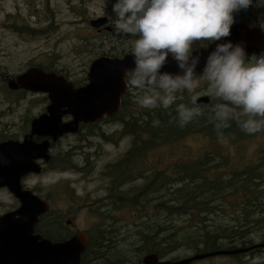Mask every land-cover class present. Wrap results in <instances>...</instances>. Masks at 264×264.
<instances>
[{
    "label": "rangeland",
    "instance_id": "obj_1",
    "mask_svg": "<svg viewBox=\"0 0 264 264\" xmlns=\"http://www.w3.org/2000/svg\"><path fill=\"white\" fill-rule=\"evenodd\" d=\"M254 1L256 0H252L247 10L234 13V24L261 27L264 31V0H257L256 3ZM39 4L44 10L37 6ZM108 7L106 0H0V129L6 132L24 129L26 132L32 119L43 109L41 96L22 97L8 91L2 83L7 77L25 73L24 69L30 66V61L43 60L44 63H52L53 67L71 82L81 83L88 78L89 67L96 59L122 58L132 54L135 37L114 38L110 33L97 35L90 30L88 22L109 16ZM75 8L78 9V14L73 12ZM45 14L50 19L49 25L42 16ZM35 28L37 29L33 32ZM50 33L54 36L49 38ZM209 44V41H195L192 48L193 51L203 49ZM251 57L253 56L247 58ZM144 92H139V96ZM175 95L177 99L172 104L175 107L179 104H189L190 107L199 109L209 107L205 103L193 104L194 99L196 101L203 97H207L209 103L214 105L220 102L209 93L207 82L203 79L198 80L191 90L180 89ZM137 97H133L132 102L127 101L126 109L131 106L129 113L144 119L154 108L140 107L136 102ZM236 111L240 114L239 109ZM110 129L111 124L100 121L98 126L66 138L61 146L62 151L67 150L69 153L65 168L58 173L35 176L29 182L38 193L48 199L53 208L64 210L65 207H73L74 212L69 215L76 216L75 226L78 229L93 232L100 218L103 221L107 219L114 224L110 231H119V237L122 238L120 248L126 249L130 263L133 264L137 258L149 252L139 251L140 247L137 246L142 243L141 240L132 243L136 241L133 237L137 235L133 228L137 210L130 206H121V202L113 196L111 180L115 170L109 173L108 177L105 175L106 168L117 165L115 169L126 177L123 180L124 185L114 193L123 194L129 200L131 193L145 185L146 180L142 179L141 175H147L149 181L150 174L158 172L168 181L178 184L184 176L175 178L178 171L184 172V169H180L181 165L210 160L215 163L212 173H209L211 179L227 178L231 174L246 170L260 172L258 179L254 180L257 185H253L255 190L259 189L256 191L259 198L253 201L252 193L242 195L238 186L235 190L226 187V197L221 201L223 209L219 216L214 214V222L205 221L203 225L202 216H196L190 222L193 230H200L201 226H204L207 230L218 233L216 240L221 247L217 251L243 248L240 245L227 248L232 247L231 240L235 235L243 236L250 246L264 243V196L260 194V191L264 192V132L247 138L237 135L234 140H230L211 139L202 132L193 130L194 128H178L172 132L170 138L149 146L148 150L136 155L135 159L129 162L135 144L133 139L120 136L116 139L113 137L110 141L108 135L103 139L100 132ZM73 162L80 166L85 165L84 169L78 171L69 167V163ZM138 173L142 174L138 176ZM159 188L162 190L163 185ZM245 202L249 206L258 202L262 204L244 207ZM8 203L7 198L2 200V205ZM101 211L108 213L104 217ZM172 219L173 225H183L177 218ZM160 222L166 226L171 223L166 218H162ZM225 226L232 228V235ZM219 232H222L223 236H219ZM179 245L181 246L177 250L166 256L167 260H180L195 254L194 243ZM213 252L215 251L202 254ZM261 254L264 253L257 251L253 256H214L192 264H252V258Z\"/></svg>",
    "mask_w": 264,
    "mask_h": 264
},
{
    "label": "clouds",
    "instance_id": "obj_2",
    "mask_svg": "<svg viewBox=\"0 0 264 264\" xmlns=\"http://www.w3.org/2000/svg\"><path fill=\"white\" fill-rule=\"evenodd\" d=\"M251 3L252 0H116L112 5L115 32L135 37L131 49L134 67L129 70L128 83L146 90L136 98L138 105L167 109L177 99V90H191L203 79L209 93L221 101L213 106L217 129L236 118L237 109L247 117L239 121L243 131L251 134L264 128V53L246 58L240 44L219 43L208 55L199 77L194 76L199 58L192 57L195 41L214 42L228 37L234 13L247 10ZM169 55L182 75L160 71ZM176 110L181 126L200 114L198 107L184 104L177 105ZM252 264H264V254L253 257Z\"/></svg>",
    "mask_w": 264,
    "mask_h": 264
},
{
    "label": "water",
    "instance_id": "obj_3",
    "mask_svg": "<svg viewBox=\"0 0 264 264\" xmlns=\"http://www.w3.org/2000/svg\"><path fill=\"white\" fill-rule=\"evenodd\" d=\"M106 24V17L89 22L91 28L105 27V31H110V28L105 26ZM228 41L234 45L240 44L245 50L246 58L264 53V34L261 30L243 23H236L230 28L228 37L210 42L206 48L192 51V57L199 58L194 70L195 77L202 74L206 59L216 45ZM133 67L132 54L122 58L101 57L96 59L89 68L88 84L79 89H74L73 85L63 77L53 73H44L40 69H29L15 79L8 80L9 89L22 88L32 93L47 94L50 101L47 112L30 122V133L22 143L12 141L0 143V188L7 187L15 197L22 201V205L29 209L27 215L31 233L32 224L37 221L38 215L46 210V204L29 192L25 194L20 188L19 181L26 173L40 172L34 169L37 166L34 160L38 158L48 160L49 158V142L45 140L37 144L32 140V137H49L54 142L65 134H76L80 124H95L104 116H114L118 112L121 98L125 94L124 76ZM160 71L173 75L183 74L178 68L177 62L170 55ZM196 103L208 104L209 99L203 97L196 100ZM66 115L72 116V119L64 123L63 117ZM11 237L10 230L0 233L2 239ZM32 238L35 245H30L26 258H23L22 243L12 244L16 264H80V256L88 242L82 235L64 244H50L45 240L38 242L40 239L38 236H32ZM258 246L264 247V244L230 251L197 254L178 261L159 262L155 254H148L143 258V264H192L214 256L240 255L254 250ZM8 257L12 258L13 252Z\"/></svg>",
    "mask_w": 264,
    "mask_h": 264
},
{
    "label": "trees",
    "instance_id": "obj_4",
    "mask_svg": "<svg viewBox=\"0 0 264 264\" xmlns=\"http://www.w3.org/2000/svg\"><path fill=\"white\" fill-rule=\"evenodd\" d=\"M106 1L109 6V13L112 16L114 14L112 5L116 0ZM73 12L75 14L79 13L77 8ZM102 17L107 18L108 16ZM90 30L93 29L90 28ZM185 106L189 107V104ZM208 106L206 108L201 107L200 114L194 116L192 120L183 126L180 125L178 120L177 107L173 105H170L167 109L155 107L144 119L133 116L122 117L121 120L125 126V130L131 132L133 135L134 143L144 142L147 147L170 138L173 135L172 132L178 128H194L193 130L202 132L203 135L211 139L228 138L230 140H234L237 135L247 138L264 132V128L251 134L243 131L239 126V121L247 117L238 113L236 118L227 121L226 127L217 129L215 127L217 122L213 118L214 104L209 103ZM154 121H158V123L154 124ZM133 159L134 156L131 155L129 160L133 161ZM262 162L264 165V161ZM214 164L210 160H201L193 164L181 165L182 168L180 169H184V172L178 171L175 178L184 176L178 184L168 181L158 172H152L149 181H147V175H141L142 179L146 180L145 185L131 193L129 200L123 194L118 195L114 193L124 183L123 180L125 178H121L122 174L116 176L112 182L113 196H116L115 198L121 202V206H130L137 210L133 223V228H135L137 235L133 237L136 241L132 243L142 241L137 246L140 247L139 251H147L156 254L158 257L166 258V256L181 246L179 244H189L191 242L194 243L193 252L195 254L219 250L221 246L217 244L216 240V234L218 233H213L204 226H201L200 230L196 229L194 231L193 225L190 222L196 216H202V225L205 221L214 222V214L219 216L222 212L223 206L221 201L226 197L224 196L226 195V187L235 190L238 186L242 191V195H245L247 192L252 193L253 201H257L259 194L256 191H259V189L255 190L253 185H257L254 184V180L258 179L257 176H260L261 173L257 170H246L242 173L231 174L227 178L216 177L211 179L209 173H212V166ZM115 166L112 168H115ZM140 174L142 173H138V176ZM162 185L163 189L161 190L159 187ZM263 193L260 191L262 196H264ZM244 204V207L249 206L246 202ZM261 204L258 202L256 205H250L249 207ZM174 217L180 221L179 223H183V225H173L172 218ZM162 218L163 220L166 218L171 223H168V226L163 225L160 222ZM224 228L232 235L233 231L231 227L225 226ZM219 234V236H223L222 232H219ZM235 236L231 240L232 247L227 248L237 247V245L245 247L248 244L243 236ZM238 241H240L239 244L237 243Z\"/></svg>",
    "mask_w": 264,
    "mask_h": 264
},
{
    "label": "flooded vegetation",
    "instance_id": "obj_5",
    "mask_svg": "<svg viewBox=\"0 0 264 264\" xmlns=\"http://www.w3.org/2000/svg\"><path fill=\"white\" fill-rule=\"evenodd\" d=\"M256 1L254 2L256 3ZM37 6H39L41 10H44L40 4ZM42 16L46 18L47 20L46 24L49 25L50 19L46 16V14ZM107 18H108L107 23L109 24V27H110V31H108V33L112 34L114 38L122 37L123 35H118L114 29L113 20L115 19V15L112 14L111 16L110 14ZM36 29L37 28L33 29V32ZM92 31H94L96 34H99L103 31V28L93 29ZM43 33H45V31ZM48 36L50 38L54 36V34L50 33ZM42 61L43 60L30 61L29 62L30 66H27V68H25L24 71L26 72L29 69H40L44 73H53L57 76L63 77L66 81L71 83L74 89L82 88L88 84V78L85 79V81L81 83L71 82L68 78L65 77V75L61 71L53 67L52 63H49V62L44 63ZM21 74L23 73L21 72L19 74H15L10 77H7L2 81V83L5 84L6 89H8V91H12L14 94L21 95L22 97H27V96H32V95L41 96L42 101H43V109L38 114V116L44 115L47 112V107L50 104L47 94L32 93L30 91H26L21 88L17 90H11L8 88L7 86L8 80L14 79ZM129 78H130V73L125 74L124 79H125L126 86H127L125 90V94L121 98V102H120V106H119V110L117 114L112 116V118H108L107 116H104L101 120L97 121L93 125L81 124L79 127V131L76 134H65L54 142L49 137H43V136H33L32 137V140L37 144H40L45 140L49 142V148H48L49 158L48 160H45V158H38L34 160V163L37 165L34 167V169L40 172L39 173L29 172V173L24 174L20 178L19 184H20L21 190L25 192V194L29 192L31 195L37 197L40 201L44 202L46 204V210L42 212L41 214H39L37 217V221L34 222V224H32V233H31L30 232V222H29L28 215H27V210L29 209L27 207H24L22 205V201L19 198L15 197V195L12 194L11 191L7 187L0 188V233L3 231L10 230L12 234L11 238H7V239L0 238V263L1 264H16V257L12 249V244H14L15 242L22 243L23 258H26V254L29 251L30 245L34 244V240L32 236L40 237V239H38V242L45 240L49 242L50 244H64V243H68L71 240H74L76 237L81 236V235L84 236L88 242H87L85 250L80 256V264H131L129 254L126 253V249L120 248V245L122 243V238L119 237L121 236L119 231L118 230L113 231V232L110 231L109 233L110 228L111 227L114 228V224L107 221V219L103 221V219L100 218V220L97 223L98 226L93 232H88L83 229H78L75 226L76 216L69 215V214H73L74 212L73 207H65L64 210L53 208L49 204L48 199L44 195L38 193L35 190L34 186L29 184V182H31L35 176L42 177V176L47 175L48 173H58L59 170H61L62 168H65V164L68 160L69 153L67 150L62 151L61 149L62 142L70 136L78 135V133H80L81 131H82L81 133H83L87 129H91L92 127L98 126V123H100V121L108 122L109 124H111L110 131L100 132V135L103 139L106 138V135H108V137L110 138V141L113 139V137H115L116 139V138H119L120 136L121 138L129 136L130 138L133 139V135L131 134V132L125 130V126L122 124L121 118L122 117H133V115L129 113L131 106L129 107V109H126L127 101L132 102L133 97L139 96L138 94L139 92L146 91V90L136 89L132 87L128 83ZM71 119H72V116L66 115L63 117V122L67 123L71 121ZM23 130L17 131V132H6L3 129H0V143L8 142V141L22 143L24 139L26 138V136L30 133V128L29 127L26 128V132ZM147 148L148 147L146 146V143L144 142L135 143L134 146L132 147V152H133L132 155L134 156V159L136 155L149 149ZM135 151L136 153H134ZM128 161L132 162L129 159ZM70 165H73L71 166V168H76L78 171H82L85 166V165L80 166L76 162L70 163L69 167ZM112 167H107L105 170V175L108 177H109V173L115 170L114 177L111 180V184L115 180L117 175L122 174L118 172V170ZM124 177L125 176L122 174L121 178H124ZM123 185L124 183L120 185L118 189ZM112 191H113V188L111 189V192ZM4 198H7L9 200V203L6 205H2V200ZM109 208L110 207H108V209ZM117 209L119 210L120 207H118ZM95 210H98V209L95 208ZM101 212L103 213L104 217L108 213V211H101ZM263 244L264 243L257 244V245H263ZM250 247L252 246L247 244L243 248H250ZM257 251H261V253H264V247L258 246L254 250H250L246 253L236 255V256H231V257H237V256L242 257V256H250V255L253 256L254 253H256ZM12 252H13V257L9 258L8 256ZM146 255L148 254H145L141 258H137L133 264H143V258ZM157 258L159 262L168 261L167 257L166 258L157 257Z\"/></svg>",
    "mask_w": 264,
    "mask_h": 264
}]
</instances>
